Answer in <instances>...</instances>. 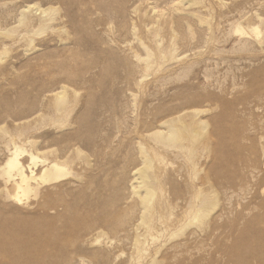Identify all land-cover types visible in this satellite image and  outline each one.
<instances>
[{
	"label": "rangeland",
	"instance_id": "rangeland-1",
	"mask_svg": "<svg viewBox=\"0 0 264 264\" xmlns=\"http://www.w3.org/2000/svg\"><path fill=\"white\" fill-rule=\"evenodd\" d=\"M83 1L0 0V31H17L0 32V167L15 147L25 165L32 154L38 156V173L43 159L68 167L66 176L42 184L28 202L0 196V206L24 220L58 217L48 231L57 241L31 247L47 264H256L243 251L264 226L263 211L225 196L214 156L193 164L167 152L163 164L156 162L176 218L171 231L156 240L141 222L133 182L143 166L139 145H156L151 133L165 129L162 121L199 108L207 134L228 140L240 124L245 127L240 136L252 132L263 113L252 93L264 76V0H125L124 10L112 14L101 0ZM26 2L59 12L50 26L34 19L28 28L17 21ZM63 89L67 103L60 108L56 96ZM212 186L220 189L210 195L203 231L191 222L200 203L196 192ZM111 195L118 204L108 217H99L102 201ZM46 197L53 202L49 210L39 206ZM76 215L93 224L82 229L81 240L71 227ZM252 219L258 224L251 233L246 225Z\"/></svg>",
	"mask_w": 264,
	"mask_h": 264
},
{
	"label": "bare ground",
	"instance_id": "bare-ground-1",
	"mask_svg": "<svg viewBox=\"0 0 264 264\" xmlns=\"http://www.w3.org/2000/svg\"><path fill=\"white\" fill-rule=\"evenodd\" d=\"M65 1L80 2V0ZM106 1L101 0L100 6H102L103 10L107 13L112 14L116 8L124 10L125 0ZM78 3L77 5H74L75 8L79 6ZM84 3H80V5L83 6ZM73 4L74 3H72V5ZM52 6L53 5L50 7H42V5L37 2L26 4L21 7L19 14L17 13L18 24L29 28L34 19H37L41 21L44 26H50L51 22L56 19V15L59 12L58 8ZM85 7L87 10V5ZM86 12H88V10ZM78 24H80V22ZM32 27L34 26L32 25ZM77 30L79 29L77 28ZM239 30L242 31V34L247 33L242 28ZM254 31L259 34L258 28H255ZM0 32L6 33L5 35L9 34V36L14 32L17 33L15 28H5ZM33 32H35V30H33ZM36 32L40 31L38 30ZM30 40L32 43L34 39L30 38ZM3 56L4 54L2 55L0 52V59H2ZM152 57L153 55L148 52L147 60L150 61ZM256 85L257 88L253 91L254 93H252V95L256 96L257 105L263 106V113L261 114L259 121L252 123V132L250 134H246L243 137L240 136V132L245 129L243 124L236 125L238 127L236 134L229 137L228 140L223 139L218 132L217 134L215 133L216 137H214V133L207 134L204 129L208 122L200 118L202 110L199 108H193L186 113H182L171 119L167 118L168 120L164 119L165 121H162V123L160 122V125H162L161 127H164L165 129H158L151 133V138L156 144L152 145V149H149L148 146L144 144L139 145V152L143 166H141L140 169L139 167L137 168V177L135 176L136 180L133 182V192L138 196V199L142 204V211L140 214L141 222L147 226L149 225V232L154 240L159 239V237L165 232L169 233L176 220V218H173V215L175 214L173 211L174 205L172 202L168 201L166 195L167 191L161 187L158 182L157 167L160 166L158 165L159 163H164V160L167 157V152H172L175 155H181L183 157L187 156L191 159L193 164L196 163L197 158L202 156H214L213 167L215 166L216 169V172H214L217 174L220 184L219 187L222 188L225 196H228L229 198L238 197L242 201H248L247 205H244V207L248 206L249 208L251 206H259L263 211V213L259 215L263 216L260 218L259 222L264 225V76L256 83ZM245 98L246 96L242 100ZM56 99L58 107L61 108L62 106H65L67 99L64 89L59 91ZM194 99L200 100V97L196 96ZM186 115H189L188 117L191 118L189 122H186L184 118ZM220 127L221 125L218 129ZM215 140H217V144L219 145H215L214 151H210L211 146H213L211 144H213ZM227 143L230 145H225ZM19 156V148L15 147L14 151L9 154L4 166L0 167V177L4 185L2 191H0V196L12 200L11 202H14V204H24L25 202H28L31 196H37L40 193L42 184L51 182L55 183L68 174V167L64 161L57 159L47 161V159H43V167L40 170V173H38L35 169L38 163V156L32 154V160L28 165H25ZM157 161L159 163H156ZM222 165H226L227 168L222 169ZM163 170H165V167ZM197 175L198 173L196 176ZM206 176L205 179L208 177ZM209 178L206 182L210 181ZM214 180L215 179H213V181ZM204 183L205 181L202 182V184ZM211 185L212 182L210 186ZM218 189L212 186L207 189L199 188L196 192V196L200 203L194 212V217L191 222L198 223V227L203 231L209 225L208 220L211 211L209 208V204L211 203L210 195L211 193H218ZM156 194H158V197L155 199ZM180 196L177 195L176 197L179 198ZM102 202V204L99 202L102 205L99 217H108L113 212V208L118 204V197H107V199ZM52 203L53 202L46 197L39 202V206L44 210H49L51 209ZM99 203H97L98 206L100 205ZM93 207L94 206H92V208ZM61 217L62 216L60 215V218ZM184 217L183 213V218ZM183 218L178 217L177 221H180ZM56 219L45 215L38 221H33L28 218L24 220L18 213H9L5 207L0 206V264H47L45 259L40 260L37 256L31 253V247L32 245L38 246L39 244H52L57 241L58 236L56 237L48 232L51 222ZM87 220L86 216L82 215H76L72 220L71 227L75 232V238L77 240H81L82 238V229L86 230L93 226V224L89 223ZM122 221L123 218L117 219V222L119 223H122ZM214 221H216V219ZM256 224H258V221L252 219L248 222L246 227L249 225V230L252 233L256 228ZM216 228L217 226L210 230V232H213ZM45 231L47 232V236L42 238L41 234ZM208 235H210V233H208ZM255 235L256 238L252 236L254 239L247 242V252L246 249L243 252L250 257H253L256 264H264V226L261 229H258L257 232L255 231ZM247 238L248 236L246 239ZM246 264L254 263L248 262Z\"/></svg>",
	"mask_w": 264,
	"mask_h": 264
}]
</instances>
